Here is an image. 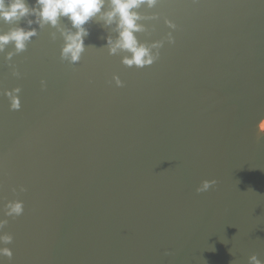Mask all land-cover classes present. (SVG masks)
<instances>
[{"label":"water","instance_id":"water-1","mask_svg":"<svg viewBox=\"0 0 264 264\" xmlns=\"http://www.w3.org/2000/svg\"><path fill=\"white\" fill-rule=\"evenodd\" d=\"M136 11L141 43L175 39L148 67L109 55L115 25L95 21L75 65L61 62L64 40L49 25L33 24L39 34L10 61L12 44L0 53V218L13 236L4 264L264 261V2ZM16 26L0 22V32ZM15 87L19 111L2 95ZM205 179L217 183L197 193ZM16 199L23 214L4 217Z\"/></svg>","mask_w":264,"mask_h":264},{"label":"clouds","instance_id":"clouds-1","mask_svg":"<svg viewBox=\"0 0 264 264\" xmlns=\"http://www.w3.org/2000/svg\"><path fill=\"white\" fill-rule=\"evenodd\" d=\"M161 0H0V22L6 24H17L18 26L9 29L6 32H0V53L5 51V46L12 44L14 51H9L4 56V61L11 60L13 55L24 52L33 37L39 33V28L49 25L58 28L64 43L60 49V60L69 65L77 64L85 52V38L90 34L87 24L92 21L103 22L106 27L115 25L112 29L116 36H107L106 46L109 55H116L118 52H125L121 58V63L127 67L144 68L153 65L160 57V49L165 41L168 44H174L175 39L172 32L169 31L165 37L152 44L141 43L136 33L144 30V26L138 21L142 19L136 9L142 5L149 8L156 7ZM198 3V0H192ZM264 2V0H262ZM32 17V18H29ZM62 18H66L70 27L60 26ZM152 18H157L156 16ZM21 20H26L27 27L19 26ZM165 24L169 29H176V24L171 20L165 19ZM155 50V51H154ZM12 75L19 76V72L12 68ZM117 87H122L123 82L118 76H113ZM41 88L46 87V81H40ZM21 88L4 89L2 95L7 97L9 108L13 111L21 109ZM259 135L264 137V118H261L257 124ZM217 183L216 180H203L196 188L197 193L208 191ZM16 189H13L15 192ZM23 192L25 189L20 188ZM24 212V203L22 200H9L3 204V216L19 217ZM8 220L0 218V264H4V258L11 260L13 252L7 247L13 242V236L10 233L2 231ZM249 264H264L255 255L249 257Z\"/></svg>","mask_w":264,"mask_h":264}]
</instances>
